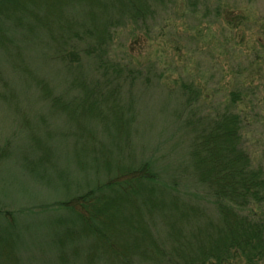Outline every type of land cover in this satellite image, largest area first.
Returning a JSON list of instances; mask_svg holds the SVG:
<instances>
[{
  "label": "rangeland",
  "instance_id": "obj_1",
  "mask_svg": "<svg viewBox=\"0 0 264 264\" xmlns=\"http://www.w3.org/2000/svg\"><path fill=\"white\" fill-rule=\"evenodd\" d=\"M47 1H58V7L53 9ZM69 1L0 0L3 261L4 255L10 254L13 239L21 264L113 262L115 258L105 246L92 248L94 238L83 236L87 231L76 214L58 204L95 190L118 176L122 168L143 163L150 164L157 179L153 184L134 181L128 185L140 190L136 197L160 202L163 209L174 198H182L202 207L204 219L215 221L211 197L197 183L189 164L188 136L182 128L187 115L184 84L198 90L196 110L205 113L227 110L230 93L244 92L243 102L231 111L239 113L246 124L244 144L253 164L264 167V0H195V8L188 0H148L150 18L113 30L111 60L128 64L135 72L134 82L124 85L117 97L127 124L121 129L98 120H69L50 111L40 97L41 82L54 94L67 91L69 98L76 96L74 74L53 59L50 39L59 37L57 26L66 25L86 35L90 34L88 29L99 31L90 27L85 14L88 9L81 4L65 6ZM60 7L63 10L58 12ZM101 14L97 15L100 21L104 18ZM90 69L86 63L78 73L87 78ZM120 190L111 198H123L124 206L130 209L128 198L136 197ZM125 212L134 215V209ZM244 213L264 220V201ZM161 215L158 211L149 220L159 240L165 229ZM132 239L126 237L117 243L123 250L134 248ZM92 251L96 254L90 260ZM128 258L129 264H154L139 253Z\"/></svg>",
  "mask_w": 264,
  "mask_h": 264
},
{
  "label": "trees",
  "instance_id": "obj_2",
  "mask_svg": "<svg viewBox=\"0 0 264 264\" xmlns=\"http://www.w3.org/2000/svg\"><path fill=\"white\" fill-rule=\"evenodd\" d=\"M47 2L53 4L52 1ZM56 4L52 5L53 9L58 7ZM75 4L88 9L85 14L90 27L96 26L99 31L88 29L90 34L86 35L72 31L66 25L57 26L61 33L55 40H50L53 59L74 74L72 81L76 88L72 89L76 96L69 98L67 91L54 94L46 82H41L38 84L40 97L48 103L50 111L63 114L69 120H98L102 124L108 122L117 128H125L127 124L121 113L123 107L119 106L117 97L124 85L134 82L135 72L128 64L112 61L109 46L113 30L125 27L127 22H145L151 17L148 0H104V3L100 0H70L65 6ZM187 4L195 8L198 3L188 0ZM95 7L98 11L94 10ZM61 10L63 8L60 7L58 12ZM98 14L104 17L101 21ZM51 31L50 28L48 32ZM86 63L92 66L87 78L78 73ZM182 89L187 112L182 128L188 136L189 164L197 183L211 197L217 213L215 221L204 219L202 207L182 198H174L176 200L163 209L160 202L157 204L136 197L140 190L132 186L134 181L153 184L157 179L149 163L136 168H122L119 175L109 182L58 205L76 214L87 231V236H83L94 238L92 248L98 250L102 245L108 249L115 258L110 264H129L128 257L135 253L154 264H264V220L244 213L249 207L264 201V167L253 164L244 144L246 124L239 113L231 111L235 104L243 102L244 92L234 90L230 93L227 110L205 113L196 110L198 90H193L188 84H184ZM125 184L126 188L123 187ZM118 188L131 191L125 195L136 197L128 198L127 204L134 209V215L125 212L130 209L124 206L123 198H111L121 191ZM146 191L152 193L151 189ZM158 211L162 214L160 220L165 228L162 240L154 236L149 225V220L151 222ZM126 237L133 238L134 248L128 249L130 246H127L123 250L119 244V249L117 241ZM10 243L11 251L4 255L5 260L11 259L10 264H21L13 239ZM93 253L96 254L92 251L90 260ZM101 253L109 256L107 252ZM109 259L112 258L109 256ZM0 260V264L6 263Z\"/></svg>",
  "mask_w": 264,
  "mask_h": 264
}]
</instances>
